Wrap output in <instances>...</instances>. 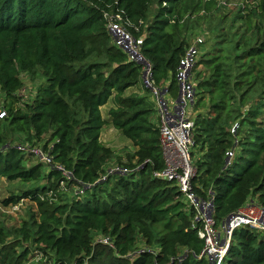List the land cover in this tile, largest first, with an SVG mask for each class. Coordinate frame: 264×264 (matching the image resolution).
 Returning <instances> with one entry per match:
<instances>
[{
    "label": "trees",
    "instance_id": "16d2710c",
    "mask_svg": "<svg viewBox=\"0 0 264 264\" xmlns=\"http://www.w3.org/2000/svg\"><path fill=\"white\" fill-rule=\"evenodd\" d=\"M155 1L157 11L148 21ZM185 2L0 0V93L16 103L21 75L42 76L29 104L8 105L6 122L11 132L26 136L30 151L47 137L40 150L50 163L44 174L45 161L33 164L35 155L6 143L0 127V178L37 185L24 194L36 209L35 232L23 225L19 233L23 242L49 253L51 264H209L201 257L204 242L193 209L175 182L155 176L166 164L152 93L142 83V66L115 46L105 18L120 14L151 65V86L176 99V76L188 50L178 35ZM246 56L264 60V40ZM213 69L210 80L193 83L200 97L192 108L207 97L212 114L192 117L190 184L199 200L212 199L220 226L249 201L264 210V102L239 111L236 130H226L227 76ZM129 89L138 92L126 96ZM110 100L106 121L100 108ZM108 125L134 149L118 163L123 174L106 172L113 152L100 136ZM61 185L76 194L63 199ZM19 200L11 197L4 205ZM156 225L162 231L155 232ZM19 247L0 229V264L26 262L31 252ZM221 264H264V232L234 231Z\"/></svg>",
    "mask_w": 264,
    "mask_h": 264
},
{
    "label": "rangeland",
    "instance_id": "374dc122",
    "mask_svg": "<svg viewBox=\"0 0 264 264\" xmlns=\"http://www.w3.org/2000/svg\"><path fill=\"white\" fill-rule=\"evenodd\" d=\"M156 11L155 1L148 11V21ZM181 15L182 18L178 25L179 40L188 46L187 52L192 51L193 53L191 82L210 80L215 66L226 74L225 90L230 105V119L225 122L224 128L234 132L237 127L234 118L238 112H246L252 109L251 107L260 106L264 102V60H252L246 56L249 50L256 48L264 40V3L260 0H186L182 6ZM203 60L210 61L204 62ZM41 77L40 72L37 71L21 75L23 86L16 94V103H9L0 93V127L6 143L20 147L25 154L33 150L30 151L26 136L10 131L6 122L7 107L12 104L16 109H23L25 104H29L35 95L37 85L40 84ZM243 80L246 81L239 83ZM195 93H197L196 90ZM147 96L151 100L149 95ZM199 97V95L194 96V102ZM112 106L110 100L104 107H101V114L107 121L109 120L107 112ZM191 112V118L198 115H211L212 110L208 98L205 97V101L196 108H192ZM100 140L113 152L112 159L106 165V172L115 171L118 163L126 162L127 155L130 156L134 152L131 143L110 125L102 130ZM43 142L35 146L34 150L39 154H35L32 162L34 164L45 161L42 164L43 173L46 174L50 163L41 153ZM38 184L44 183L41 180ZM36 186L33 183L9 182L0 178V229L7 242H20L19 251L25 248L30 250L31 253L23 264H51L49 253H44L41 247V250H38L30 242H23L19 233L23 225L27 226L26 228L32 234L35 232L32 224L36 209L34 204L24 197V194L34 191ZM61 187H63L61 193L63 199H70L77 192L75 188H66L65 185ZM11 197H18L20 200L17 204L4 205V201ZM153 229L155 232H160L162 225H156ZM101 240L103 243L109 242L108 239L102 238ZM138 246H143L141 241Z\"/></svg>",
    "mask_w": 264,
    "mask_h": 264
},
{
    "label": "built area",
    "instance_id": "2783aa9c",
    "mask_svg": "<svg viewBox=\"0 0 264 264\" xmlns=\"http://www.w3.org/2000/svg\"><path fill=\"white\" fill-rule=\"evenodd\" d=\"M105 18L107 31L115 46L142 66V83L152 93L159 118L160 145L166 164V169L155 176L175 182L178 191L194 211V222L200 224L197 235L204 242L201 257L209 264H221L234 231L252 228L264 232V210L256 203L249 201L217 226L213 219L212 199L199 200L191 188L190 181L194 175L190 157L193 130L191 109L195 96V88L190 77L193 53L192 51L186 53L178 69L176 76L178 96L176 100L172 99L166 89L161 91L151 86V65L140 53L141 42L135 41L122 25L120 14L117 12L105 14ZM31 153L39 154L36 150ZM115 172L123 174L125 170L117 168Z\"/></svg>",
    "mask_w": 264,
    "mask_h": 264
},
{
    "label": "crops",
    "instance_id": "0c3cea01",
    "mask_svg": "<svg viewBox=\"0 0 264 264\" xmlns=\"http://www.w3.org/2000/svg\"><path fill=\"white\" fill-rule=\"evenodd\" d=\"M138 92V90L137 89H129V90H127L126 91V93H125V95L126 96H128V95H131V94H134V93H137ZM113 105V104H112ZM104 107V106H103ZM112 108V107H111ZM100 111H101V108H100ZM109 111V110H108ZM107 114H108V112H107ZM102 115V114H101ZM102 118H103V116H102ZM104 120H105V118H103ZM107 121V120H106ZM109 121V120H108Z\"/></svg>",
    "mask_w": 264,
    "mask_h": 264
}]
</instances>
